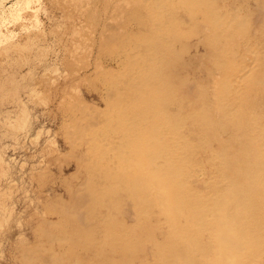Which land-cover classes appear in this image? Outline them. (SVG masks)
<instances>
[{
  "label": "rangeland",
  "instance_id": "obj_1",
  "mask_svg": "<svg viewBox=\"0 0 264 264\" xmlns=\"http://www.w3.org/2000/svg\"><path fill=\"white\" fill-rule=\"evenodd\" d=\"M223 1L232 5L231 8L235 6L238 9L241 5L242 9H231ZM234 1L174 0L173 3L163 0L161 3L159 0H0V264H143L144 255L149 254L152 242H149V237L145 234V238L140 236L142 231L137 232L138 237L132 242L134 247L131 250L129 246V249L123 245L121 247L123 233L127 232L123 225L129 220V203L121 199L124 214L122 218L126 220L118 218V221L116 218L113 222L100 210V206L109 200L110 194L92 197L85 188V192L78 189H81V184L86 183L88 172L94 173L92 169L100 168L94 163L91 168L93 160L89 162L92 147L90 143L95 133L92 134L87 124L105 119L112 125L116 121L118 123L124 113L138 115L145 99L153 101L152 104L163 110L166 118L170 116V112L164 106H168L166 102L170 97L176 99L180 95L176 100L183 102L184 108L193 110L197 107L199 115L207 124L211 151L218 153V158L227 163V167H224L232 180L229 181L240 187L249 186V158L253 162L252 168L254 165L259 166L261 147L258 145L262 139L257 137L254 140L251 136L261 135L260 129L264 128V0ZM206 3L211 4L206 7ZM216 7L217 11L226 15L223 16V22L225 26L228 25L227 28L223 27L228 29L223 30V45L222 41H215L213 36L216 34L210 31L209 21L213 18L211 10H215L214 15L219 13ZM234 10L242 18L240 24L236 18L230 20L229 15L234 14ZM231 11L233 13L229 14ZM245 16L248 17L243 19ZM231 23H238L239 26L233 24L230 27ZM231 33L234 35L230 36ZM248 40L251 41L248 44L256 45V48L253 50L252 47L250 52L245 53ZM145 44L150 46L146 50L147 57L141 50ZM235 46L238 48H234ZM252 51L253 56H256V52L259 54L251 71H248L252 78L249 76L247 83L242 85L239 108L229 114L224 129L219 130L220 112L213 95L221 87L222 72L216 62L223 61V74H230L231 69L240 70L249 64V60L253 58ZM221 52L223 56L220 58ZM246 54L249 56L248 61L244 58L247 57ZM153 55L157 57L154 58ZM146 58L152 59L153 65L162 63L158 73L162 70L165 76L157 88L152 81L154 72L147 65L149 62L145 61ZM140 75L145 76L144 80L139 79ZM118 85L124 86V90L129 85V90L122 91V87L119 88ZM169 92H172L171 96ZM123 95H126L124 99ZM164 95L167 97L161 103ZM132 96L135 98L131 100L129 97ZM122 100L127 102L123 103ZM185 100L190 102L186 103ZM110 101H113L115 108L119 106L118 120L117 116L113 120L109 117L116 115V112H109ZM202 103L205 106L200 109L198 105ZM110 123L109 129L105 126L109 131L113 128ZM116 123L113 125L114 130L116 127L118 131H122V122ZM117 134L116 130L112 131V135ZM87 137H91L90 143ZM148 147L153 148L150 145ZM224 147L228 149L226 159L223 154L219 156ZM103 169L96 171L102 172ZM100 178L98 176L97 180ZM121 191L120 186L117 188L120 198L124 196ZM77 196L82 197L78 200ZM229 196L233 197L232 194ZM74 198L80 202L76 200V203ZM257 198L261 202V198ZM159 204L164 203L160 200ZM67 210L68 221L62 219ZM79 211H84V214ZM159 220L153 217L152 222L157 224ZM65 222L72 224L67 225ZM157 227L158 230H152L149 236L154 237L155 241H161L167 231L158 225ZM84 228L89 232L93 229V234L97 232L93 239L91 232L88 233ZM229 231L235 233L231 228ZM80 232L83 233L79 237ZM232 236L233 241L225 238L224 234L219 236V253L226 255V251L229 254L237 247L246 249L245 251L250 249L251 240L240 234ZM51 237H55L54 240ZM83 237L87 242L82 240ZM89 237L92 242L96 241L92 243ZM113 243L115 244L112 245ZM71 249L78 251L69 252ZM189 253L197 264H227L226 261L218 262L217 253L203 257H197L191 251ZM177 264L185 263L181 261Z\"/></svg>",
  "mask_w": 264,
  "mask_h": 264
},
{
  "label": "bare ground",
  "instance_id": "obj_2",
  "mask_svg": "<svg viewBox=\"0 0 264 264\" xmlns=\"http://www.w3.org/2000/svg\"><path fill=\"white\" fill-rule=\"evenodd\" d=\"M159 1H161V3L163 2V0H159ZM172 1L174 3V0H170V2H172ZM206 1H208V0H205V2ZM220 1L222 2V0H220ZM144 2H145V0H144ZM226 2L223 1V3H226ZM234 2H237V1L235 0ZM211 3H206V7H207V4L209 5ZM226 4H228V3H226ZM238 4H240V3L238 2ZM173 5L175 6V4H173ZM229 5L230 4H228V7L231 8L232 5L231 6H229ZM161 6H163V5L161 4ZM238 6L239 5H236V7H238ZM226 7H227V5H225V8ZM239 8L242 9L241 5H240V7H238V9L235 8V6H234V8H231V9H237L239 11ZM173 9H174V7H173ZM173 9H171V11ZM219 9H221V8H219ZM209 10H211V9L209 8ZM217 10H218V7H216V11ZM222 10H225V9L222 8ZM222 10H221V12H223ZM211 11L210 12L212 14L211 13L210 14L213 15V18L209 21L210 27H211L210 31L212 34H216L215 36H213V38H215V41H222L221 44L223 45V32H224L223 30L225 29L228 31V29H226L228 25L225 26L226 24L223 22L224 21L223 16H226V15H223V13H220L219 12L220 10L217 11L219 13L215 12V13H217L216 15L213 14L215 10H211ZM208 13H209V11H208ZM231 13H233V12L232 11L229 12V14H231ZM237 14H238V12L236 10H234V14H231V15H233V16L236 15L237 17L236 16L231 17V15H229L230 20H233L231 18H236L237 22L241 23L242 18H240L239 14L238 15ZM240 16H242V15L240 14ZM238 17H239L240 21H238V19H237ZM246 17H248V16H245V18L243 17V19H246ZM225 19H227V18L225 17ZM230 20L228 19L227 21L229 22ZM242 21H244V20H242ZM225 22H226V20H225ZM231 22H236V21H231ZM238 23H235V24L233 23V24L238 25ZM233 24L231 23L230 24L231 26L230 25L229 26L232 27ZM223 27H226V28L223 29ZM233 27L235 28V26H233ZM206 29H207V27H206ZM208 29H207V31H209ZM230 31H232V30L230 29ZM232 32H234V30ZM226 33H229V32H226ZM226 33H224V34H226ZM231 34L232 35H230V36L234 35L233 33H231ZM210 37H212V35H210ZM212 40H214V39H212ZM250 40H251V38H250ZM250 40H248L246 42L245 47L247 48V50L248 49L249 50L248 51L246 50L245 53L250 52L252 47H254L253 50L256 48L255 47L256 45L255 46L253 45V42L255 40L252 42L253 46L248 44V42ZM146 42H144V43H146ZM238 43H240V42H238ZM233 45H235V44H233ZM236 45H237V43H236ZM238 46H235L234 48H236V47L238 48ZM148 47H150L149 44H145L144 47H142L143 49H141L142 52L144 53L145 57L148 56V54H147ZM233 51L235 52L236 50H233ZM253 52L254 51H252L251 55L253 58L255 57L254 58L255 60L253 58H252L253 60L248 59L250 61L249 64L245 65L246 67L243 66L242 68H240V70L239 69H237V70L233 69V71H232V69H231V72H233V74H231V72H230V74H228L226 72L223 74V61L221 62L218 60L216 62L217 65H219L221 67V72H222V76L220 78L221 79V85H220L221 87L218 90L219 93L217 92L218 95H217V93L215 95H213L216 99L217 107L219 108L218 112H220L219 118H218L219 119L218 120V129L219 130L224 129V125L226 124V122L228 120L227 118L229 117V114L236 112L235 110L237 108H239L240 93H241V90L243 89L242 85H245V83H247V81H248L247 78L251 75L250 72H248V71H251L250 69H251L252 65L254 64V61H256V56L259 55V54L257 55L258 52H256V54H255L256 56H253ZM138 53H137V55H138ZM246 55H242V56L244 57ZM155 56L153 55L154 58L157 57V56L156 57ZM222 56H223V54L221 52L220 58ZM248 57H249L248 55H247V57H244L246 59V61H248L247 60ZM128 59H129V57H128ZM240 59L242 60L243 58H240ZM145 61L149 62L148 64L147 63L146 64L149 65L151 70L154 72V74L152 75L153 80L152 79L151 80L155 83V85H156L155 87L157 88L159 86V84L163 81V76H165L161 72L162 70H160V72L158 73V70H159V68H161L160 65L162 63L159 65L156 62L157 60H155V63H157V64L153 65L152 59L150 60V58H146ZM129 62H131V61H129ZM244 63L247 64L245 61H244ZM121 65H123V64L121 63ZM142 67H143V65H142ZM124 72H126V71H124ZM144 72L146 73V71H144ZM246 72H248V74H246ZM131 74L129 76H131ZM125 75H126V73H125ZM143 77H145V76L142 75L141 78H139V79L142 80ZM124 80H126V79H124ZM127 80H129V79H127ZM129 82H127V83L129 84ZM223 83H224V85H223ZM129 85L125 88V90L126 89L129 90V88H128ZM223 86H225L224 90H223ZM121 87H122V89H120V90L125 91L123 88L124 86H121ZM121 87L119 86V88H121ZM195 88H198V87H195ZM198 90H199V88H198ZM169 93L171 96L172 92H169ZM193 93L194 92H192V94ZM125 94H127V93H125ZM179 96H177V98ZM181 96H184V95L181 94ZM194 96H195V94H194ZM125 97H126V95L122 99H124ZM166 97H167L166 95H164L162 98L160 97L161 98L160 102L162 103L163 100L166 99ZM129 98L132 100V98H135V97L132 96ZM172 98L173 97H170L167 100L166 104H168V106L167 107L164 106L170 112V116L168 118H166V116L164 115L163 110L159 109L157 106H155V104H152L153 101L145 99L144 100L145 104L144 103L141 104L143 106V109H140L141 111L139 113L137 112L138 115H134V113H131V112L128 114L124 113L121 115L122 117H120L121 118L120 119L117 115L118 111H119L118 110L119 106H118V108L117 107L115 108L113 101L112 102L110 101L111 103L109 104V112H112V113L116 112L115 116H112L113 114L111 116H109L112 118V119L111 118L110 119L113 120V118L115 119V117L117 116L116 120H118V119H120V120L118 121V123H116L117 121L114 123L120 124L122 122L123 124L121 123L120 125H122L124 127L122 128V131L121 130L118 131L119 129H116V127H115V130L118 132V134L112 135V131H115L114 130L115 125H114V123H112V125H111V123L106 121L105 119H103L102 121L100 120V121H98V123H95V124H89V125L87 124V127L89 126L88 128H90V131L92 132V134H93V132L95 133L94 136L92 137L93 141H91V143H90L91 137H90V139L87 137V141L89 140V143L92 145L91 149L89 148L90 146L86 147V148L90 149V152L86 149L90 153L89 157H90L91 161L89 160V162H92V160H93V162L90 164L91 168H92V165L94 163L96 166L99 165L101 169H103V168L104 169L102 172H101V170H100V172L99 171L97 172L96 170L100 169V168L97 167V169H95L93 167L94 169H92V171L94 170L93 171L94 173L88 172L89 176L87 178L86 183L81 184V189H78V191H81V190L84 191V188H85V191H87V192L89 191V195H92V197L93 196L95 197V195H98V196L101 195L102 196V194H107V195L110 194V196L108 195L109 200L107 197V199H106V200H108V201H106L107 203L106 202L103 203V205L100 206V210H103V212H105V214L107 216H109L108 218H110L113 222H115L116 218L117 219L121 218L122 219V220L120 219L121 221L124 220V218H122V216L124 215L122 212L123 200H121V199H124L126 201V203H129V205H128L129 206L128 217H127L129 220H127V223L124 222V225H123V227L125 226V228H126V229L125 228H123V229L126 230L127 232L123 233L124 239H123V242L121 244V247L129 246L130 250H131L134 247L132 245L134 243H132V242L135 240L136 237H138L137 232L142 231V234L140 236H144V234H145V236L149 237V238H147L149 240V242H152L149 254L144 255L143 264H177V262H181V261H183L185 264H197L193 255H191V253H189L190 251L194 252L197 255V257L198 256L203 257V255L206 256V254H210V253H214V254L217 253V254H219V258H217L219 263L221 261H222V263H223V261H226L227 264H264V182L261 184V181H264V128L260 129L259 133H261V135H258V136H257V134H254L251 132L252 134H254V135H252L253 137L251 136V139L256 140L257 137H259V139L262 138L260 144L258 145L261 147V149L259 148L261 151H260L259 156H258L259 166L254 165L252 168L251 166H252L253 162L251 160V157L249 158V164L248 165H250V164L251 165L248 166L250 169H248L247 174H248L250 183H249L248 187L247 186L240 187L239 184L235 185V183H233V184L231 183L232 180H231L230 176L227 175L226 170H225V167H227V163L225 161L223 162V159L220 160L218 158V153L215 154L211 151V148L209 147V136L207 135V124L205 123L203 117L199 115V112L196 109L197 107L194 108L193 110L188 109V108H184L183 102L176 100L177 99L176 97H175L176 99H172ZM120 99L121 98H119V101H121ZM189 100H187V101L185 100V102L188 103L191 101V100L190 101ZM125 101H123V103ZM135 102H137V101H135ZM118 105H121V104H118ZM190 105H192V103ZM198 106L201 109V107L204 108L205 105H204V103H202L201 105H198ZM146 110L148 112H145ZM169 112H166V113H169ZM108 115H110V113ZM107 120H109V119H107ZM102 123H103V126H102ZM109 123L113 127L112 130H110V131L108 130L110 128ZM105 126H107L108 129ZM237 134L238 133H236V136H238ZM224 135H225V133L223 131V137H224ZM221 137H222V135H221ZM251 139H250V141H251ZM223 140L226 141V139H223ZM149 145L152 146L153 148L149 149V147H148ZM227 150L224 147L222 150L223 153H220L219 156H221L223 154V156H225V159H226V156L228 155ZM220 151L221 150L219 149V152ZM99 152L103 153L104 156H106L107 158H105L104 156H101L103 154H99ZM215 152H216V150H215ZM102 157H104L103 158V159H105L104 161H103ZM86 166L88 167V164ZM99 173L100 174L102 173L101 174L102 176L99 175ZM98 176L101 177L100 180H97ZM229 180H231V182ZM113 183H115V184H113ZM231 184H232V186H231ZM258 185H259V188H257ZM120 186L122 188L121 192H123V194H124V196L122 198H120L118 196V193H117V188ZM121 192H120V194H121ZM229 192H231V193H229ZM230 194H232L233 197H230L229 196ZM81 195H83V193ZM84 196L88 197V195H84ZM257 196L261 198V202H258ZM81 197L77 196L76 198L81 199ZM85 197H83V198H85ZM97 198H99V197H97ZM77 199H75V201ZM80 199H78V200H80ZM87 200H89V199H87ZM160 200H161V202L164 203L163 205L159 204ZM77 201H76V203H77ZM85 201H86V199H85ZM92 201L94 202V199ZM78 202H80V201H78ZM93 202H90V203H93ZM83 203H84V201H83ZM94 204H95V202H94ZM73 208H74V206H73ZM87 208H89V207H87ZM91 208L94 210V207H91ZM97 208L95 210H97ZM64 210H66L65 207H64ZM77 210H79V208ZM84 210H86V209H84ZM68 211L69 210H67L66 213L64 214L65 217L62 215L64 217L62 219H65L66 221H68V217L66 216V215H69ZM98 212H99V210H98ZM79 213H80V211H79ZM81 213L84 214V211H82ZM93 213L94 212L92 211V214ZM90 214H91V212L89 213V215ZM105 214H104V216H106ZM59 217H60V214H59ZM81 217H83V216H81ZM153 217H156V219H158V218L160 219L159 222L156 221L157 224L152 222ZM76 218H77V216H76ZM85 218H88V216ZM108 218H106V219H108ZM79 220H80V218H79ZM81 220H83V218ZM118 221H119V219H118ZM70 222H65V223L67 224ZM82 222L80 224H82ZM96 222H98V221H96ZM65 223L62 224L63 229L65 227L64 226ZM59 224H61V223H59ZM70 224H72V223H70ZM91 225H92V222H91ZM120 225H121V223H120ZM120 225L118 226L119 228H120ZM157 225L159 227L165 228L167 231V234L165 233L166 236H164L162 238V240L160 239L161 241H155V240H153L154 237L152 238L151 236H149V234L152 230H155V231L158 230ZM108 227H110V226H108ZM70 228L68 230H70ZM230 228L235 233L232 234L229 231ZM74 229H72L71 231L73 232ZM76 230L80 231V229H78V228ZM83 230L88 231V229H85V228ZM90 232L88 231V233H90ZM92 232H94L93 229H92ZM92 232H91V234H92V239H93V237H94L93 235L96 234L97 232L95 231L96 233H94V234ZM116 232H118V231H116ZM75 233H77V232L75 231ZM82 233L81 232L79 233V237L81 236ZM84 233H85V231H84ZM108 233H111V232H108ZM69 234H67V236ZM112 234L115 235V232H112ZM121 234H120V236H122ZM221 234H224L225 238L227 237V239H231V241H233V238H234L232 235L240 234L244 238L251 240V247L247 251H245L246 249L243 250V249L237 247V249H234V251H231L229 254H227L228 251H226V255L222 252L219 253V250H221V245L219 244V236ZM114 235L112 237H114ZM85 236H87V233H85ZM89 236H90V234H89ZM145 236H144V238H145ZM70 237H72V236L70 235ZM117 237H119V236H117ZM54 238H52V239L54 240ZM83 238L84 239H82V240H85V237H83ZM99 238H100V236H99ZM144 238L142 237V239L145 241ZM89 239L92 242L91 237H89ZM115 239H117V238H115ZM157 239H159V238H157ZM112 240H114V239H112ZM112 240H110V241L113 242ZM120 240H121V238H120ZM148 240H146V241H148ZM50 241H51V239H50ZM95 241H96V239H95ZM95 241L93 240V242H95ZM118 241H119V239H118ZM81 243H82V241H81ZM119 243H120V241H119ZM94 244H92V245H94ZM96 244H97V242H96ZM114 244L115 243H113L112 245H114ZM61 245L64 246L63 244H61ZM47 246H48V244H47ZM68 247H66V248H68ZM138 247H139V245H138ZM79 248L82 249V247H79ZM89 249H87V250H89ZM82 250H84V249H82ZM85 250H86V248H85ZM71 251H72V253H75L78 250L77 251L72 250V249L69 250V252H71ZM73 251H75V252H73ZM91 253H93V252L91 251ZM64 255H66L65 252H64ZM72 256L75 257V254H72ZM77 259L79 260V258H77ZM74 260H75V258L73 259V261ZM101 260H99V261H101ZM79 261H82V259H80ZM70 263H72V262H70ZM104 263H106V262H104ZM98 264H100V263L98 262Z\"/></svg>",
  "mask_w": 264,
  "mask_h": 264
}]
</instances>
